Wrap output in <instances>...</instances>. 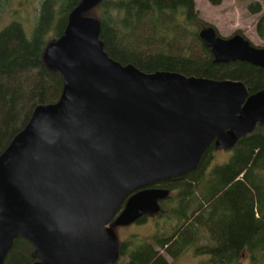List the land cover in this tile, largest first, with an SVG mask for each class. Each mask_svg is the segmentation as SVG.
<instances>
[{
	"label": "water",
	"instance_id": "1",
	"mask_svg": "<svg viewBox=\"0 0 264 264\" xmlns=\"http://www.w3.org/2000/svg\"><path fill=\"white\" fill-rule=\"evenodd\" d=\"M101 0H79L46 43L45 64L62 89L37 104L0 152V264L17 236L35 259L21 264H114L115 226L158 210L168 189L153 186L195 167L214 143L228 148L264 121V87L237 78L144 71L104 49ZM214 61L264 66V46L203 25Z\"/></svg>",
	"mask_w": 264,
	"mask_h": 264
},
{
	"label": "rangeland",
	"instance_id": "2",
	"mask_svg": "<svg viewBox=\"0 0 264 264\" xmlns=\"http://www.w3.org/2000/svg\"><path fill=\"white\" fill-rule=\"evenodd\" d=\"M40 1L1 0L0 29L17 20L30 36L40 16ZM120 1L125 6L140 2ZM152 1L156 15H143L139 22L149 24L152 32L171 30L178 7L186 0ZM254 2L259 9L251 6ZM194 3L199 17L219 34L229 36L239 31L253 44L264 45V0H194ZM87 13L114 19L107 0H101ZM230 62H226L230 64L228 69L235 70L231 65H237L236 61ZM240 75L237 79L250 91L258 89L250 85V70ZM187 177L158 181L157 186L171 189L160 200L161 209L138 222L115 226L124 248L160 250L169 264H208L209 260L214 264H264V121L227 149L209 147ZM167 236L170 238L166 241ZM193 249L197 254H193ZM241 251H245L244 257L240 256ZM125 259L126 255L120 256L114 264Z\"/></svg>",
	"mask_w": 264,
	"mask_h": 264
},
{
	"label": "trees",
	"instance_id": "3",
	"mask_svg": "<svg viewBox=\"0 0 264 264\" xmlns=\"http://www.w3.org/2000/svg\"><path fill=\"white\" fill-rule=\"evenodd\" d=\"M78 1L41 0L40 16L30 36L17 20H11L0 29V152L23 128L37 104L53 102L59 97L62 76L45 64L43 52L46 43L62 32L68 12ZM107 2L114 19L101 15L100 37L104 49L118 61L132 62L144 71L176 70L213 78H240V72L244 74L250 70L251 87L264 84L262 67L252 69L251 64L236 61L237 65H231L235 70H230L229 63L214 61L210 48L198 35L205 22L198 15L194 0H186L178 7L176 22L166 32H152L149 24L138 20L143 15H156L152 0H140L136 6H125L120 0ZM251 6L259 9L257 2ZM243 200L241 198L240 202ZM123 255L127 259L120 264H169L160 250L122 247L121 257ZM34 259L32 244L23 236H17L3 264L29 263ZM206 262L214 264L213 260Z\"/></svg>",
	"mask_w": 264,
	"mask_h": 264
},
{
	"label": "flooded vegetation",
	"instance_id": "4",
	"mask_svg": "<svg viewBox=\"0 0 264 264\" xmlns=\"http://www.w3.org/2000/svg\"><path fill=\"white\" fill-rule=\"evenodd\" d=\"M204 25H205V24H204ZM202 26H203V25H202ZM202 26H201V27H202ZM201 27H200V28H201ZM200 28H199V29H200ZM238 32H239V31H238ZM235 33H236V32H235ZM239 33L243 34L242 32H239ZM233 34H234V33H233ZM231 35H232V34H231ZM243 35H244V34H243ZM244 36H245V35H244ZM245 38H247V36H245ZM247 39H248V38H247ZM248 40H249V39H248ZM249 41H250V40H249ZM250 42H251V41H250ZM251 43H252V42H251ZM252 44H253V43H252ZM254 45H256V44H254ZM257 46H264V45H257ZM213 59H214V58H213ZM229 61H232V62H233V61H234V62H235V61H239V62H243V63L246 62V63H249V64H254V65H256L258 68H261V67L264 68V66H262V65H260V64H255V63H252V62H250V61L242 60V59H238V58H236V59H230V60H227V61H215V62H222V63H223V62H229ZM263 87H264V84L261 85V86H259V87H254V88H255V89H257V88L260 89V88H263ZM247 89H248V88H247ZM248 90H249V89H248ZM249 91H250V90H249ZM250 92H253V91H250ZM259 122H262V121H259ZM259 122H258V123H259ZM242 136H243V135H242ZM240 137H241V136H240ZM240 137H239V138H240ZM239 138H238V139H239ZM213 145H216V144L213 143L211 146H213ZM211 146H210V147H211ZM217 146H219V145H217ZM226 149H227V148H226ZM202 156H203V155H202ZM201 158H202V157H201ZM200 160H201V159H200ZM199 162H200V161H199ZM199 162H198V164H199ZM198 164H197V165H198ZM197 165H196V166H197ZM196 166L193 167V168H191V169H189V170H187V171H185L184 173H182L181 175H179V176H177V177L188 178V177H187L188 173H189V172H192V171L196 168ZM177 177H174V178H171V179H167V180H162V181H166V182H167V181H170V180L175 179V178H177ZM157 182H158V181H157ZM157 182L153 183L152 185H153V186H157V185H156ZM164 188H166V187H164ZM167 189H168V188H167ZM170 190H171V189H168V193H169ZM168 193H167L164 197L158 199L159 207H158V210H157V211H155V212H153V213H144V214L140 215L137 219H135L134 221H132V222H130V223L138 222V221H139L140 219H142V218H143V219H146V217H148L150 214H154V213L158 212V211L161 209L160 200H162L163 198H165V197L168 195ZM120 225H123V224H120ZM178 232H182L181 229H179ZM176 234H177V233H176ZM176 234H175V235H176ZM167 237H168V236H167ZM167 237H166L165 239H167ZM120 242H121V241H120ZM123 243H124V242H121V248L124 247V244H123ZM241 249L243 250V248H241ZM192 252H193V254H197V253L194 251V249H193ZM240 254H241V255H240L241 257H244L246 253H245V251H241Z\"/></svg>",
	"mask_w": 264,
	"mask_h": 264
},
{
	"label": "crops",
	"instance_id": "5",
	"mask_svg": "<svg viewBox=\"0 0 264 264\" xmlns=\"http://www.w3.org/2000/svg\"><path fill=\"white\" fill-rule=\"evenodd\" d=\"M167 259V258H166ZM168 260V259H167Z\"/></svg>",
	"mask_w": 264,
	"mask_h": 264
}]
</instances>
